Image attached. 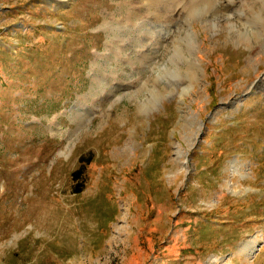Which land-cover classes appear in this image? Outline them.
Segmentation results:
<instances>
[{"label": "rangeland", "instance_id": "obj_1", "mask_svg": "<svg viewBox=\"0 0 264 264\" xmlns=\"http://www.w3.org/2000/svg\"><path fill=\"white\" fill-rule=\"evenodd\" d=\"M0 264H264V0H0Z\"/></svg>", "mask_w": 264, "mask_h": 264}, {"label": "trees", "instance_id": "obj_2", "mask_svg": "<svg viewBox=\"0 0 264 264\" xmlns=\"http://www.w3.org/2000/svg\"><path fill=\"white\" fill-rule=\"evenodd\" d=\"M73 180L74 181H76V191L77 192H80L81 191V188L80 187H78L79 186V184H80V177H81V175H80V170H76V171H73Z\"/></svg>", "mask_w": 264, "mask_h": 264}, {"label": "bare ground", "instance_id": "obj_3", "mask_svg": "<svg viewBox=\"0 0 264 264\" xmlns=\"http://www.w3.org/2000/svg\"><path fill=\"white\" fill-rule=\"evenodd\" d=\"M230 23H231V22H230ZM187 90H189V88L184 90V92L182 93V96H184V94H185V92H186ZM178 149H180V147H178ZM179 151H180V150H179ZM181 151H182V150H181ZM183 164H184V166L187 165V163H186L185 161H183Z\"/></svg>", "mask_w": 264, "mask_h": 264}]
</instances>
